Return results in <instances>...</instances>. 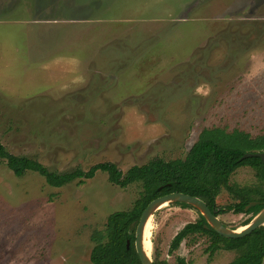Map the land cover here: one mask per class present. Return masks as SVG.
I'll return each instance as SVG.
<instances>
[{
	"label": "rangeland",
	"instance_id": "rangeland-1",
	"mask_svg": "<svg viewBox=\"0 0 264 264\" xmlns=\"http://www.w3.org/2000/svg\"><path fill=\"white\" fill-rule=\"evenodd\" d=\"M33 2V14L50 17L70 40L68 48L54 43L52 51L79 55L88 82H60L48 91V82L38 79L41 89L30 79L41 68L24 59L22 30L0 22V140L11 153L58 172L105 161L126 172L155 157L185 158L206 128L264 134V0ZM80 21L88 25L63 28ZM230 183L260 190L256 198L264 193L250 165L238 167ZM142 191L141 182L121 187L103 170L54 187L35 171L15 175L0 157V264H93V235L104 236L110 214L132 209ZM236 201L224 188L216 198L219 207ZM201 214L176 202L157 209L150 257L169 264L179 258L229 264L238 257L237 249L211 254L212 240L201 233L172 249L176 234ZM218 216L239 229L255 213Z\"/></svg>",
	"mask_w": 264,
	"mask_h": 264
},
{
	"label": "trees",
	"instance_id": "trees-1",
	"mask_svg": "<svg viewBox=\"0 0 264 264\" xmlns=\"http://www.w3.org/2000/svg\"><path fill=\"white\" fill-rule=\"evenodd\" d=\"M264 151V134L252 137L251 134L235 129L226 131L220 127L204 129L199 139L191 147L185 158L165 160L155 157L148 163L133 165L126 172L111 161L97 163L87 171L76 168L71 172L50 170L42 162L25 155L8 151L0 140V157L4 158L10 170L17 176L28 171L41 174L47 183L61 187L79 178L80 182L95 176L98 170L108 173L109 180L121 187L141 182L143 191L132 209L120 210L110 214L104 236L99 231L93 235L95 245L90 259L93 264H141L135 249V231L140 217L147 205L155 198L171 192H184L204 199L212 210L223 213L254 211L255 215L264 207V193L256 198L253 194L260 190L240 187L230 183V176L242 165L253 167L264 183V164L260 157L242 159L245 152ZM228 190L236 202L219 207L216 198L222 189ZM253 201L258 204L245 209ZM185 207L192 205L176 202ZM251 221H247L244 225ZM201 233L210 236V253L220 248L241 250V254L229 264H262L264 259V225L240 238H228L217 233L206 221L204 215L197 222L186 224L174 237L172 249H176L189 234ZM99 236V237H98ZM245 250L243 251V249ZM154 264H169L154 260ZM176 264H190L179 258Z\"/></svg>",
	"mask_w": 264,
	"mask_h": 264
},
{
	"label": "crops",
	"instance_id": "crops-1",
	"mask_svg": "<svg viewBox=\"0 0 264 264\" xmlns=\"http://www.w3.org/2000/svg\"><path fill=\"white\" fill-rule=\"evenodd\" d=\"M36 4H34L33 0H13L10 3L6 0L0 2V11L3 16L0 17V22L17 24L19 26L22 30L21 35L24 59H26L29 64L32 63V65H39L41 68H35V70L31 71V82L41 85V89H43L45 85L39 84L37 80L44 79V81L48 82L44 89H47L48 91L51 89L50 85L53 87V84H60V82L62 83L60 85L63 86H68V84L77 85L87 83L88 74H86V72L84 74L79 68V64L82 62V58L78 57L79 55L77 56L72 52L59 54L58 49H56V52L52 51L51 47L54 43L55 45L66 44L68 48L71 45L70 40L66 36L62 37L60 31L58 32V30H55L56 28L54 25L50 24V22H52L50 21V17L38 18L33 14V7L34 9H37V6H34ZM5 14H7V16H5ZM181 20H184V18ZM87 25V21H80L74 24H66L63 28L77 31L84 29V26ZM143 34L146 35V33ZM205 34L206 31H204L203 36ZM200 41L203 42L204 38L197 42ZM105 44H108L107 41ZM23 66L30 67L26 64H23ZM59 69H61V71ZM32 74L41 76L37 77ZM101 83H106V81L101 80Z\"/></svg>",
	"mask_w": 264,
	"mask_h": 264
},
{
	"label": "water",
	"instance_id": "water-1",
	"mask_svg": "<svg viewBox=\"0 0 264 264\" xmlns=\"http://www.w3.org/2000/svg\"><path fill=\"white\" fill-rule=\"evenodd\" d=\"M253 156L260 157L264 164V151L245 152L242 156V159ZM169 202H185L197 207L202 212V215H204L208 224L217 233L228 238L244 237L252 233L255 229L264 225V207L254 216V218L248 224L243 225V229H231L222 222L220 217L217 215V211L212 210L207 202L198 196L179 191L161 195L153 199L147 205L136 227L134 245L141 264H154V260L152 259V257H150L144 247L146 224L155 213V211H157V209L161 208L163 205ZM257 203L258 201H253L249 205H247L245 209L247 210L249 209V207L256 205Z\"/></svg>",
	"mask_w": 264,
	"mask_h": 264
},
{
	"label": "bare ground",
	"instance_id": "bare-ground-1",
	"mask_svg": "<svg viewBox=\"0 0 264 264\" xmlns=\"http://www.w3.org/2000/svg\"><path fill=\"white\" fill-rule=\"evenodd\" d=\"M151 229H152V223H151V218H150L148 223L146 224V228H145L144 247H145L147 252L150 249V245H151V241H150ZM239 229H243V227H241Z\"/></svg>",
	"mask_w": 264,
	"mask_h": 264
},
{
	"label": "flooded vegetation",
	"instance_id": "flooded-vegetation-1",
	"mask_svg": "<svg viewBox=\"0 0 264 264\" xmlns=\"http://www.w3.org/2000/svg\"><path fill=\"white\" fill-rule=\"evenodd\" d=\"M258 203H259V201H258ZM258 203H257V204H258ZM263 205H264V204H263ZM217 215H219V214L217 213Z\"/></svg>",
	"mask_w": 264,
	"mask_h": 264
}]
</instances>
